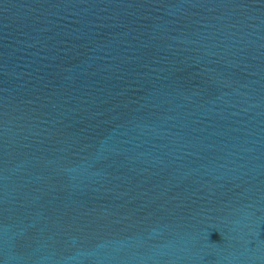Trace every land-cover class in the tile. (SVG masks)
<instances>
[{
  "label": "water",
  "instance_id": "95a60500",
  "mask_svg": "<svg viewBox=\"0 0 264 264\" xmlns=\"http://www.w3.org/2000/svg\"><path fill=\"white\" fill-rule=\"evenodd\" d=\"M0 264H264V0H0Z\"/></svg>",
  "mask_w": 264,
  "mask_h": 264
}]
</instances>
